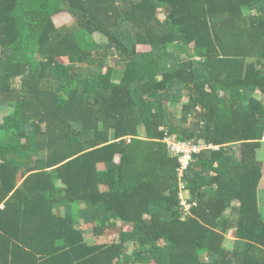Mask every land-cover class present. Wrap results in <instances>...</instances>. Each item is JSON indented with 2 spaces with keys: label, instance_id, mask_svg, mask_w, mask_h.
<instances>
[{
  "label": "trees",
  "instance_id": "16d2710c",
  "mask_svg": "<svg viewBox=\"0 0 264 264\" xmlns=\"http://www.w3.org/2000/svg\"><path fill=\"white\" fill-rule=\"evenodd\" d=\"M263 137L264 0H0V264H264Z\"/></svg>",
  "mask_w": 264,
  "mask_h": 264
},
{
  "label": "rangeland",
  "instance_id": "374dc122",
  "mask_svg": "<svg viewBox=\"0 0 264 264\" xmlns=\"http://www.w3.org/2000/svg\"><path fill=\"white\" fill-rule=\"evenodd\" d=\"M162 15H163V13L161 12L159 14V17L163 18ZM53 20H54L55 25L57 27H64V26L65 27H69V26H71L73 24L72 23L73 20H72L71 16L67 12H62V13H59V14L55 15L53 17ZM93 36H94L95 40L97 42H99V43H105V41H106L105 37H103L102 35H100L98 33H95ZM137 48H138V50H141V51L148 50V46H146V45H138ZM62 60L64 62H66L65 58H62ZM45 83L46 84L42 85L43 88H46L47 86L51 87V86H49L48 82H45ZM158 101H159L160 107L168 106L167 103H166V100L164 98L159 97ZM183 101L184 102L186 101V97H183ZM179 106L180 105H177L176 109H178ZM179 109H180V107H179ZM257 158H258V160L262 161V174H263L261 183L259 185V188L261 190H264V140L262 141L261 148H259L257 150ZM263 205H264V192L260 194V207L264 209ZM226 237L229 240H232L234 238V231L233 230L228 231V233L226 234ZM112 238H113V234L110 233V234L107 235L106 240H111ZM103 239H105V238H103ZM149 264H158V263L153 261V262H151Z\"/></svg>",
  "mask_w": 264,
  "mask_h": 264
},
{
  "label": "built area",
  "instance_id": "2783aa9c",
  "mask_svg": "<svg viewBox=\"0 0 264 264\" xmlns=\"http://www.w3.org/2000/svg\"><path fill=\"white\" fill-rule=\"evenodd\" d=\"M166 142L175 154H179V162L181 164V167L179 169L180 173L181 170L186 168L189 161L192 158V154L198 152L200 149L203 148H211L216 149L217 146L211 144V143H204L202 140L198 143L194 142H184V141H176L173 138L166 137Z\"/></svg>",
  "mask_w": 264,
  "mask_h": 264
},
{
  "label": "clouds",
  "instance_id": "9594fccd",
  "mask_svg": "<svg viewBox=\"0 0 264 264\" xmlns=\"http://www.w3.org/2000/svg\"><path fill=\"white\" fill-rule=\"evenodd\" d=\"M262 140H264V137H263V139Z\"/></svg>",
  "mask_w": 264,
  "mask_h": 264
}]
</instances>
